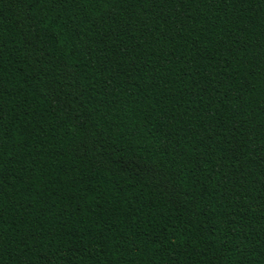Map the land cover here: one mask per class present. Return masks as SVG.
I'll return each instance as SVG.
<instances>
[{
  "label": "trees",
  "instance_id": "obj_1",
  "mask_svg": "<svg viewBox=\"0 0 264 264\" xmlns=\"http://www.w3.org/2000/svg\"><path fill=\"white\" fill-rule=\"evenodd\" d=\"M0 264H264V0H0Z\"/></svg>",
  "mask_w": 264,
  "mask_h": 264
}]
</instances>
